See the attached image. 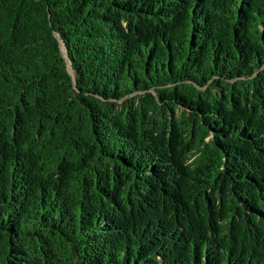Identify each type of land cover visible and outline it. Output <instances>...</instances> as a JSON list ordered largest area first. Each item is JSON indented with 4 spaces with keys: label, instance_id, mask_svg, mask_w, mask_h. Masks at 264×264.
Instances as JSON below:
<instances>
[{
    "label": "trees",
    "instance_id": "obj_1",
    "mask_svg": "<svg viewBox=\"0 0 264 264\" xmlns=\"http://www.w3.org/2000/svg\"><path fill=\"white\" fill-rule=\"evenodd\" d=\"M0 264H264V0H0Z\"/></svg>",
    "mask_w": 264,
    "mask_h": 264
},
{
    "label": "water",
    "instance_id": "obj_2",
    "mask_svg": "<svg viewBox=\"0 0 264 264\" xmlns=\"http://www.w3.org/2000/svg\"><path fill=\"white\" fill-rule=\"evenodd\" d=\"M64 53H65V55H66L67 51L64 50ZM69 69H70V71H73L72 68H71L70 62H69Z\"/></svg>",
    "mask_w": 264,
    "mask_h": 264
}]
</instances>
